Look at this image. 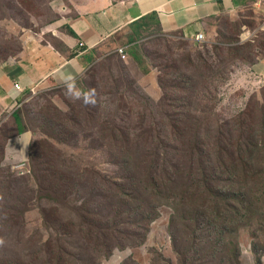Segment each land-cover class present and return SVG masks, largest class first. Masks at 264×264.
<instances>
[{
	"label": "rangeland",
	"instance_id": "1",
	"mask_svg": "<svg viewBox=\"0 0 264 264\" xmlns=\"http://www.w3.org/2000/svg\"><path fill=\"white\" fill-rule=\"evenodd\" d=\"M68 3L0 0V64L14 60L33 38L61 43L63 33L70 34L62 25ZM129 27L107 42L79 89L28 91L17 109L20 121L6 115L0 121L1 147L20 128L30 131L34 142L28 158L19 163L0 151V262L179 264L175 239L181 240L180 252L191 249L192 235L177 222L178 198H165L164 182L183 173L186 178L171 185L180 195L202 171L198 167L188 176L192 159L175 146L187 148L195 135L209 132L212 137L210 133L221 130L235 133L236 140L237 116L250 103L264 106V75L255 71L264 61V13L249 10L233 19H216L202 32L203 43L152 27L139 31L135 46L129 41L137 38V27ZM239 45L244 48L232 49ZM120 47H127L126 59L116 51ZM131 49H137L139 60ZM149 72L153 80L143 77ZM159 75L167 90L160 87ZM191 82L204 89L184 109L177 104L191 100ZM184 129L188 136L176 140ZM156 166L158 193L149 187ZM61 178V194L54 195L48 189ZM229 206L215 203L223 211ZM151 207L157 217L146 220ZM230 237L239 264H264L263 231L241 225L231 229Z\"/></svg>",
	"mask_w": 264,
	"mask_h": 264
},
{
	"label": "trees",
	"instance_id": "2",
	"mask_svg": "<svg viewBox=\"0 0 264 264\" xmlns=\"http://www.w3.org/2000/svg\"><path fill=\"white\" fill-rule=\"evenodd\" d=\"M136 26V37H131L129 43L138 44L141 39L139 31H147L154 27L159 31L160 21L156 12L144 16L140 21L132 24ZM69 33L77 38L75 32L70 29ZM184 37L183 35L179 34ZM243 45L232 48L234 51L243 49ZM130 55L139 60L137 49H131ZM167 68H170L166 65ZM148 74V73H147ZM163 75H159V85L164 90L166 82ZM192 83V82H191ZM180 91L185 88L176 84ZM200 88L198 83H192L187 94L191 98H186L177 105L188 109L193 99L198 98ZM169 101L173 104L170 96ZM18 110L14 113L15 119L19 122ZM186 124V119H181ZM251 122V124H250ZM240 131L235 140L233 136L219 131L216 135L212 133L202 134L200 137L195 135V140L187 148L175 146V150L184 157L192 159L188 176L192 177L193 170L198 167L202 171V176L190 178L194 186H186L183 193L176 195L171 188L173 182H178V178L185 179V175L180 173L178 176L169 177L165 182V198L170 200L177 199L181 209L177 222H179L192 235L190 247L187 252H180L181 240L175 239V250L181 256L179 264H239V252L237 245L233 242L231 229L241 225H255L264 232V106L259 108L250 103L245 111L237 116L234 121ZM25 132L20 128L18 134ZM188 136V129H184L175 136L176 140H182ZM12 136L7 137L10 139ZM34 143V142H33ZM33 143L30 146L32 149ZM37 142L34 146L36 147ZM5 152V147L0 146V151ZM33 150L36 151L35 148ZM33 160H36L33 154ZM46 170V169H45ZM159 167H154V177L152 184L149 183L150 192H160L161 183L158 179ZM153 171V168H152ZM60 170H58V175ZM44 173V172H42ZM52 179H50V182ZM64 179H56L53 190L48 189L54 195L61 194V184ZM68 182V179H67ZM47 196V195H46ZM199 200V201H198ZM217 200L230 203L227 211L215 207ZM140 213V205H137ZM157 209L151 207L150 211L144 213L146 220H154L157 217ZM176 222V221H175ZM228 235V237H227ZM1 237V235H0ZM17 261L21 258H8ZM0 264H13L10 261L0 262Z\"/></svg>",
	"mask_w": 264,
	"mask_h": 264
},
{
	"label": "crops",
	"instance_id": "3",
	"mask_svg": "<svg viewBox=\"0 0 264 264\" xmlns=\"http://www.w3.org/2000/svg\"><path fill=\"white\" fill-rule=\"evenodd\" d=\"M65 21L77 38L63 33L61 43L33 38L8 64H0V121L14 113L24 102L26 92L49 86L79 89L86 73L109 40L144 16L156 12L163 32H179L195 41L210 23L222 17L231 19L252 10L264 13V0H67ZM68 11L72 14L67 15ZM130 28V27H129ZM130 30V29H128ZM126 32V31H124ZM82 44V45H81ZM264 75V61L255 66ZM149 72L143 77H150ZM20 84L23 92L15 90ZM6 115V116H5ZM8 117V118H9ZM1 123L4 122H0ZM32 133L22 132L7 140L6 159L19 163L28 158Z\"/></svg>",
	"mask_w": 264,
	"mask_h": 264
},
{
	"label": "built area",
	"instance_id": "4",
	"mask_svg": "<svg viewBox=\"0 0 264 264\" xmlns=\"http://www.w3.org/2000/svg\"><path fill=\"white\" fill-rule=\"evenodd\" d=\"M205 41L204 34L202 32H199L195 37V42L197 43H203ZM82 45V44H81ZM118 54L123 58L126 59L127 56V48L126 47H120L117 49ZM15 90L17 91H23V88L20 86V84L14 85Z\"/></svg>",
	"mask_w": 264,
	"mask_h": 264
},
{
	"label": "clouds",
	"instance_id": "5",
	"mask_svg": "<svg viewBox=\"0 0 264 264\" xmlns=\"http://www.w3.org/2000/svg\"><path fill=\"white\" fill-rule=\"evenodd\" d=\"M126 48H127V47H126ZM116 51H117V49H116ZM16 91H17V90H16ZM23 91H24V89H23ZM23 91H22V92H23ZM18 92H19V91H18ZM20 92H21V91H20Z\"/></svg>",
	"mask_w": 264,
	"mask_h": 264
}]
</instances>
